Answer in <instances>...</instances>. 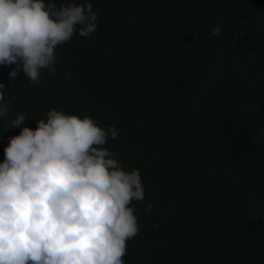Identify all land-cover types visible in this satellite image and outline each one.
<instances>
[{
	"label": "trees",
	"instance_id": "trees-1",
	"mask_svg": "<svg viewBox=\"0 0 264 264\" xmlns=\"http://www.w3.org/2000/svg\"><path fill=\"white\" fill-rule=\"evenodd\" d=\"M91 3L95 31L56 48L54 74L0 66L10 118L35 129L56 108L117 129L105 146L145 191L125 264H264V0Z\"/></svg>",
	"mask_w": 264,
	"mask_h": 264
},
{
	"label": "clouds",
	"instance_id": "clouds-1",
	"mask_svg": "<svg viewBox=\"0 0 264 264\" xmlns=\"http://www.w3.org/2000/svg\"><path fill=\"white\" fill-rule=\"evenodd\" d=\"M97 18L91 0H0V66L39 83L43 69L56 71V48L89 37ZM210 30L219 36L220 22ZM5 94L0 83V121L21 131L0 162V264H125L140 230L132 202L145 191L140 170L105 146L117 129L56 108L33 129L24 112L10 118Z\"/></svg>",
	"mask_w": 264,
	"mask_h": 264
}]
</instances>
